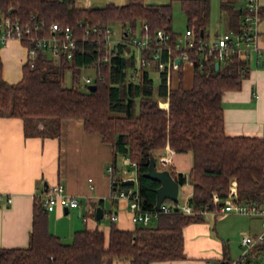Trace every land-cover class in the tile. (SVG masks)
<instances>
[{"label": "trees", "instance_id": "trees-1", "mask_svg": "<svg viewBox=\"0 0 264 264\" xmlns=\"http://www.w3.org/2000/svg\"><path fill=\"white\" fill-rule=\"evenodd\" d=\"M186 14L187 29L194 38L208 37L210 0H180ZM229 12L230 24L239 26L246 8L221 0ZM245 9V10H244ZM244 13V14H245ZM0 16L30 25L22 41L53 33L51 25H70L76 48L69 57L61 52L53 57L38 52L33 65L23 67L21 80L8 82L2 75L0 57V114L23 118L28 135L58 136L64 119L79 118L85 129L99 132L112 144L114 160L128 156L137 164V189L145 209L157 203L160 182L148 177L151 154L169 145L177 152L192 151L193 166L185 176L164 165L180 184L189 181L194 190L189 203L196 213L161 214L149 224L137 223L134 229H121L111 222L108 237L103 230H77L71 242H64L48 228L47 210L35 202L30 242L25 247H0V264H152L156 260L182 259L184 227L203 220L202 211L217 210L235 190L241 201L264 202V137L229 135L224 127L222 96L238 89L247 77V59L232 56L219 68L213 57L200 58L189 50L194 61L193 85L170 88L166 71L136 65L131 46L125 41L109 43L105 26L116 24L127 39L130 27L142 20L149 25L153 42H159L158 29L170 32L169 44L179 34L173 29L172 2L128 0L102 6H79L76 0H0ZM179 53V50H175ZM202 60L200 66L197 60ZM96 69V88L83 90L78 85L83 68ZM153 71L158 72L156 86ZM71 83H67V74ZM135 73V76H133ZM182 78V67L179 68ZM168 99L161 101L160 99ZM132 188L133 180L122 181ZM219 201H214V194ZM171 201V199H166ZM247 256L240 264H264V247Z\"/></svg>", "mask_w": 264, "mask_h": 264}, {"label": "crops", "instance_id": "crops-1", "mask_svg": "<svg viewBox=\"0 0 264 264\" xmlns=\"http://www.w3.org/2000/svg\"><path fill=\"white\" fill-rule=\"evenodd\" d=\"M244 13L245 11L241 15L239 26L246 14ZM221 14L227 26L222 33L239 27L235 28L230 24L228 11L227 14L222 12ZM0 19L4 18L0 16ZM143 21L135 28L130 27L131 32L141 30ZM262 23H264V10L260 25ZM115 25L110 26L114 29ZM187 27L186 25V29ZM260 33L261 44L264 46V37H262L264 33L261 29ZM219 34L221 32L217 30L215 36L211 37L208 28L206 38L213 41ZM121 39L122 37L111 44ZM183 39L185 32L179 34L178 41ZM46 53L53 56L50 52ZM138 54L139 52L136 51L134 55L136 64ZM0 57L3 77L11 83L21 80L24 64L29 58L28 46L16 37L0 41ZM249 65V73L243 79L241 87L226 90L222 96L224 127L229 135L264 137V63H256L250 59ZM187 66L191 67L193 77V64L184 62L181 65L182 78L179 70L173 71L177 80L175 83H170V88L178 86L180 82L184 87L193 85V83L191 86L185 85L183 82L186 78ZM162 100L167 101L166 107L161 106ZM159 105L168 108L169 100L160 99ZM113 152L112 144L104 141L99 132L85 129L83 121L79 118L64 119L58 136L42 137L28 135L23 118L0 114V193L3 197L13 198L9 204L0 202V247H25L29 244L38 195L47 186L56 183L62 184L67 194L79 200L77 207H66L58 203L53 210L47 211L50 232L58 235L64 242H71L77 230L99 228L97 221L100 219L96 218L98 206H102L104 216L112 212L118 214V218L113 221L117 227L134 229L137 223L132 220L128 200L114 198L113 193L117 188L122 187L120 184L122 181L133 180L135 184L132 188H137V166L131 163L132 160L128 156H118L117 160H114ZM127 157L131 162H126ZM193 158L192 151L177 152L169 145L156 150L157 166L160 164L172 167L177 173H183L185 176H188L193 166ZM193 190V184L189 181L180 184L177 200L171 201L189 203ZM181 193L182 200L179 199ZM221 207L217 210H205L202 213L203 220L191 222L184 227L185 258L156 260L152 264H220L223 259L231 261L226 239L231 236V229L242 225L251 235L263 231L260 216L222 210ZM213 215L215 218L220 215L221 227L224 231H220L212 223ZM105 217L109 218V216ZM111 222L112 220L110 224ZM110 229L111 225L101 230L108 237ZM250 256L259 260L263 257V253H252ZM113 264H129V262L116 260Z\"/></svg>", "mask_w": 264, "mask_h": 264}, {"label": "built area", "instance_id": "built-area-1", "mask_svg": "<svg viewBox=\"0 0 264 264\" xmlns=\"http://www.w3.org/2000/svg\"><path fill=\"white\" fill-rule=\"evenodd\" d=\"M247 12L243 17L241 25L225 33H221L213 41L200 36L194 38L190 29L185 31V39L177 41L176 44H169L171 38L170 32L164 29H158L156 35L159 42H153L148 32L149 25L146 21L141 24V30L132 31L127 39L121 41L127 42L131 49L139 52L138 67H151L157 62L160 71H166L167 84L170 87L172 72L179 70L182 63L189 62L194 66V59L191 57L189 50H193L200 58L213 57L220 64L230 59L232 56H240L241 58L253 59L256 63H264V46L261 44L260 19L264 10V0H246ZM53 33L46 36L32 37L28 46V62L33 65L34 58L38 52H50L53 56L58 57L61 52H67L68 56L72 55L73 49L76 48V39L74 37L70 25H62L54 22L51 25ZM107 34H112L113 28L110 25L104 28ZM31 31L30 25H23L17 20L11 18L0 19V41L8 38L16 37L22 40L26 33ZM175 50H179L175 52ZM178 58L179 61H176ZM199 65H203L202 60H197ZM135 76V73L134 75ZM95 81L87 77L86 83H94ZM162 159V157H161ZM126 162H131L126 158ZM164 162V161H163ZM136 165V162H131ZM114 198H126L129 204V211L132 220L136 223L149 224L153 219L158 218L165 213H196L190 203L181 204L179 201H164L159 207L153 209H145L142 205L137 188L119 187L113 193ZM38 201L47 211L53 210L58 203L67 207H77L79 200L77 197L70 196L66 193L64 186L60 183L47 186L39 195ZM12 196L3 197L0 193V202L5 204L11 203ZM214 201L218 202L219 197L215 193ZM222 210L234 211L236 213H245L257 215L262 218L263 231L257 235L246 234L242 237V244L246 246L243 254L237 260H222L220 264H240L242 260L252 253L257 247H264V202L257 201H241L235 190L229 198L226 199ZM203 213V211H202ZM112 221L118 218L117 213L105 214Z\"/></svg>", "mask_w": 264, "mask_h": 264}, {"label": "rangeland", "instance_id": "rangeland-1", "mask_svg": "<svg viewBox=\"0 0 264 264\" xmlns=\"http://www.w3.org/2000/svg\"><path fill=\"white\" fill-rule=\"evenodd\" d=\"M128 0H76L77 5L79 6H101L104 5L108 2H116V3H126ZM150 2H172V9H173V29L176 31L178 34H184L185 29H186V17H185V12L181 8V1L180 0H148ZM211 1V15H210V25L208 26L209 28V34L211 37H214L216 34V31H220L221 33L224 32V30L227 28L226 26V21L223 14H227V10H222L221 8V0H210ZM233 5H235L237 8L245 7L246 6V0H229ZM260 29L264 33V23L259 25ZM140 28V25L138 26V29ZM121 37V31L119 26L115 25L112 34L109 36V43H113L117 40H119ZM264 37V34L263 36ZM186 63V62H185ZM185 66V65H184ZM185 76L186 78L184 79V84L185 85H192L193 77L191 73V67L187 66L185 70ZM96 69L94 66H88L83 68L80 77H79V83L78 85L80 88L83 90H86L89 83H86V78L90 77L93 80L96 78ZM153 76L155 80V85L157 86L160 83V79L158 77V72L153 71ZM67 83H71V74H67ZM177 80V76L175 72H173L171 82L175 83ZM131 167V166H129ZM158 167H160V164H158ZM183 194L181 193L179 195V199L182 200ZM108 206H106L107 208ZM220 216V215H219ZM215 218L213 215V218H211L212 223L220 230L224 231L221 227L222 223L220 221V218ZM110 218L103 217L100 220H98L99 228L103 229L105 226H110ZM231 236L226 237L229 248H230V257L231 261L232 260H237L244 252L246 246L241 244V240L243 235L249 234L248 231L246 230V227L244 228L242 225H237L235 228L231 229ZM247 232V233H246Z\"/></svg>", "mask_w": 264, "mask_h": 264}, {"label": "water", "instance_id": "water-1", "mask_svg": "<svg viewBox=\"0 0 264 264\" xmlns=\"http://www.w3.org/2000/svg\"><path fill=\"white\" fill-rule=\"evenodd\" d=\"M178 58L176 61H179ZM262 65V64H260ZM220 63L216 62V67L219 68ZM90 90L96 88V83H91L88 85ZM148 177L154 178L160 182V186L157 189V203L156 206L159 207L162 202L166 199L177 200L179 194L180 183L174 178L169 169H158L157 160L154 154H151V161L149 164V170L146 172ZM67 207V206H66ZM104 216V210L102 206L96 208V218L101 219Z\"/></svg>", "mask_w": 264, "mask_h": 264}]
</instances>
